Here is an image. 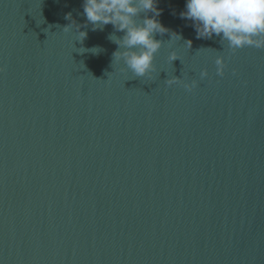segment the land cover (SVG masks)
<instances>
[{
    "label": "water",
    "instance_id": "water-1",
    "mask_svg": "<svg viewBox=\"0 0 264 264\" xmlns=\"http://www.w3.org/2000/svg\"><path fill=\"white\" fill-rule=\"evenodd\" d=\"M185 2L142 77L83 0H0V264H264V49L198 39Z\"/></svg>",
    "mask_w": 264,
    "mask_h": 264
},
{
    "label": "clouds",
    "instance_id": "clouds-1",
    "mask_svg": "<svg viewBox=\"0 0 264 264\" xmlns=\"http://www.w3.org/2000/svg\"><path fill=\"white\" fill-rule=\"evenodd\" d=\"M158 2L159 0H83V12L93 30H103L105 25L111 23L117 31L124 32L123 38L114 33L109 34L108 38L119 45L114 53L115 59L123 60L126 70L134 76L145 77L153 71L155 56L162 43L155 35L171 31L157 19L161 14ZM70 15L69 13L66 18H70ZM179 15L181 19L192 21L198 39L219 37L221 43H226L233 52L244 47L264 49V0H186L185 8ZM68 27L73 26L65 28ZM78 36L83 40L87 32L79 31ZM174 38L179 40L182 37L173 31L172 40ZM185 43L190 48L192 41L189 39ZM91 51L97 53L100 49L94 47ZM177 58L174 51L170 53L171 61ZM215 63L217 74L222 76L226 66L224 58L217 57ZM236 71L233 69L234 74ZM207 76V69H203L200 78ZM174 77L167 80L169 85L180 82L178 77ZM197 84V80H192L184 86L191 90Z\"/></svg>",
    "mask_w": 264,
    "mask_h": 264
}]
</instances>
